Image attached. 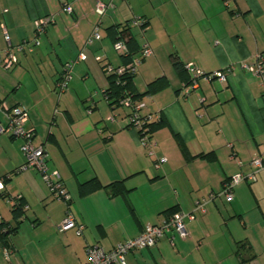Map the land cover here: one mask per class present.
I'll return each instance as SVG.
<instances>
[{
  "label": "crops",
  "instance_id": "crops-1",
  "mask_svg": "<svg viewBox=\"0 0 264 264\" xmlns=\"http://www.w3.org/2000/svg\"><path fill=\"white\" fill-rule=\"evenodd\" d=\"M98 1L114 7L100 16ZM136 16L146 20L144 35L131 24ZM41 18L49 20L38 31ZM128 24L131 46L146 39L153 49L132 83L144 93V112L164 119L153 133V154L129 126L128 110L112 107L104 94L110 86L105 66L126 60L113 30ZM97 26L101 37L90 41ZM0 51L16 59L10 69L0 67V100L28 111L33 143L45 146L50 169L71 195L69 203L54 198L34 168L17 172L26 162L23 140L0 134L5 193L28 205L15 211L0 196L1 230L16 227L5 241L0 236V264H85L89 246L110 250L163 222L173 207L195 212L186 220L189 237L176 234L171 242L165 236L127 254V264H264V170L255 181L238 183L231 201L221 195L204 211L195 209L226 179L252 172V159L264 152V87L244 67L259 55L264 63V0H0ZM174 57L206 73L225 70L228 79L202 77L185 94L187 74L176 69ZM70 61L72 78L59 91ZM0 123H9L1 110ZM159 158L165 161L156 167ZM93 178L102 185L123 181L125 190L81 193L80 184ZM68 206L84 225L81 234L58 229Z\"/></svg>",
  "mask_w": 264,
  "mask_h": 264
},
{
  "label": "built area",
  "instance_id": "built-area-1",
  "mask_svg": "<svg viewBox=\"0 0 264 264\" xmlns=\"http://www.w3.org/2000/svg\"><path fill=\"white\" fill-rule=\"evenodd\" d=\"M114 4L112 2H103L98 1L95 7V11L100 15L104 16L107 14L108 10L113 8ZM63 10L65 12L71 13L73 8L71 5H64ZM47 18H41L37 21V30L42 31L46 25ZM131 24L137 26L141 33L144 35L146 29V20L142 17H134L131 20ZM101 34L99 27H95L93 30L90 41L93 39H100ZM9 40V36H6ZM38 43V42H37ZM115 48L121 53L128 54V46L125 39H118L115 42ZM153 49L150 43L145 39L140 46V55L133 57L130 63L127 65H122L119 67H113L111 65H106L105 70L107 74L118 73L122 75L127 69H129L133 74H138L139 67L144 58L151 55ZM80 59H86L85 54H80ZM258 60L255 64L249 65L245 64L244 67L250 69L257 75L261 80V85L264 87V63L260 59L261 56H258ZM16 59L14 56L7 51L6 54L0 51V67L2 69H10ZM75 61H70L65 64L61 76L58 80L57 87L59 91H63L67 88L69 80L72 78V67ZM186 68L191 77L190 84L183 85V92L189 94L194 88L199 86V80L202 77L212 79L218 77L222 81H227L228 76L225 70L217 71L215 73L207 74L206 72L196 68L193 63L186 64ZM120 106L127 108H133V113L129 116L130 122L133 123L132 128L137 131V128H140L143 124V120H152L155 118V114L150 113L146 115L147 118L142 119L141 113H143L146 108V103L144 100H133L129 95H125L121 98L119 102ZM0 110L6 114L8 117L9 123L7 126H3L0 123V134L10 133L11 135L21 138L23 140L21 149L26 156V162L18 168V171L34 168L42 175L43 179L47 182L51 193L54 198L58 200L65 201L69 203L71 196L64 186L60 173L56 170L50 169L47 159V150L44 145H35L33 143V133L25 127V121L28 117V111L20 108H8L7 105L0 100ZM159 116H157L158 118ZM110 120L115 119V114L109 117ZM156 119V118H155ZM140 144L148 148L149 153H154V148L157 143L149 134L144 133L143 135L138 133ZM165 158H159L156 160V167H159ZM254 170L250 173H237L230 177L223 185V188L219 193L214 192L209 195L207 198L200 199L196 202V210L204 211L205 205L214 200L217 196H224L228 201H231L234 196L235 186L242 181H255L257 178V172L264 170V153H260L254 157L251 161ZM5 188V182L0 178V189ZM21 196H16V199H19ZM16 199H8L12 204L15 203ZM28 205H25L26 209ZM195 218V212H184L180 211L173 214L171 217H167L160 224H148L142 231V233L136 237L126 239L115 245L110 250H105L99 245H91L87 249L88 261L85 264H127L126 255L132 251L143 249L155 245L162 237L167 236L171 242H174L175 235H179L181 238H188L189 232L186 227V220H193ZM71 228H76L77 233L81 234L83 232L84 225L78 223L74 217L69 206L66 212L65 218L59 223V231H67Z\"/></svg>",
  "mask_w": 264,
  "mask_h": 264
},
{
  "label": "trees",
  "instance_id": "trees-1",
  "mask_svg": "<svg viewBox=\"0 0 264 264\" xmlns=\"http://www.w3.org/2000/svg\"><path fill=\"white\" fill-rule=\"evenodd\" d=\"M113 31L115 33V41L118 40V39H125V41L127 43L128 54L124 53V55L126 57L124 65H127L133 59V55L136 54V52H138V51L140 52V46L141 45L138 44V45H136L134 47L131 46L132 39H128L129 38V31H130L129 24H128V26L125 25L121 29H119L118 27H115ZM173 59H174V65H175L176 69H178L179 71L184 72V73L187 74V77L184 80V84H186V85L190 84L191 83V77H190V75L188 73V70L186 68V64H183L182 62H180L178 60V58L174 57ZM207 74H210V73H207ZM135 76H136V74H133L129 69H127L125 71V73H123L122 75H119L118 73H110V74H108V78L110 80V86L104 92L105 97L110 102V105L112 107H114V108L123 107V108L127 109L128 110V116H131V114L133 113V108H127V107H124V106H120L119 102H120L121 98H123L125 95H129L133 100H143V94L144 93H137L132 88V83H133V79H134ZM151 91L152 90L149 89L147 93H149ZM149 114H150V112H144L143 111V113H141L142 119L147 118L146 115H149ZM163 124H164V119H163L162 116L159 115V117L156 118V119L154 118L152 120H146V121L143 120L142 126L140 128H137V132L142 134V135L144 133L149 134L153 138L154 137V135H153L154 131H156L158 128H160ZM129 126L132 128L133 123L130 122ZM13 137H15V136H13ZM16 171L18 172V169ZM0 178H2L4 180V182L6 183L8 178H9V175H5V176L0 177ZM228 179H226L224 181V183ZM64 186H65V184H64ZM98 187L111 188L114 191V193H123L124 190H125V186L123 185V181H115V182H112V183L107 184V185H102V183L99 181V179L93 178V179H91V180H89L87 182H84V183L80 184V192L81 193H87V192H90L92 190H95ZM66 189H67V187H66ZM5 190H6V185H5L4 189H0V196H3L5 198H7V199H16V196H21V195L10 196L8 194L6 195ZM68 192H69V190H68ZM69 194H70V192H69ZM70 202H71V200H70ZM24 206H25V203L23 202V197L22 196L19 199H16L15 203L12 204L13 209L15 211H20V212L25 210ZM177 212H180V210H178L177 207H173V208L168 209L165 212L166 213V218L167 217H171L173 214H175ZM158 224H160V223H158ZM154 225H156V224H154ZM1 229L3 230V223L0 224V230ZM2 230H1L0 236H1V239L3 241H5L6 237L9 235V233H11L14 230H16V227H13V228L9 227V229L7 231H2ZM150 247H152V246H150ZM150 247H146V248H150ZM143 249H145V248H143Z\"/></svg>",
  "mask_w": 264,
  "mask_h": 264
}]
</instances>
